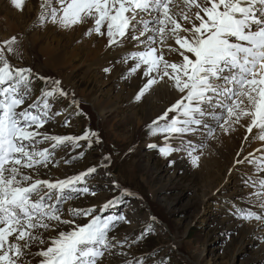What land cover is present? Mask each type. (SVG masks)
Instances as JSON below:
<instances>
[{
  "label": "snow or ice",
  "instance_id": "snow-or-ice-1",
  "mask_svg": "<svg viewBox=\"0 0 264 264\" xmlns=\"http://www.w3.org/2000/svg\"><path fill=\"white\" fill-rule=\"evenodd\" d=\"M11 3L23 10L24 0ZM39 19L41 26L50 22L63 30L86 25L84 35L105 38L108 48L126 49L121 59L134 62L128 74L142 69L145 79L137 101L161 82L169 88L174 102L150 130L151 135L165 136L164 147H159L162 156L183 150L199 167L204 141L218 139V132L229 134L233 125L246 127L249 135L255 129L254 138L264 142V0H42ZM17 43L13 36L0 45V264H105L108 257H121V264H145L149 258L164 264L155 253L127 258L123 249L144 233L138 239L117 238L119 224L129 221L122 214L105 213L119 198L108 200L99 213L95 206H72L65 217L66 202L96 195L89 181L98 168L53 178L56 150L71 145L75 151L81 141L90 149L101 140L87 129L79 136L48 131L46 126L60 115L52 111L53 103L68 99L69 93L58 79L13 66L5 53H13ZM34 78L45 84L35 99ZM74 95L70 103L78 108ZM169 113L175 115L169 119ZM68 123L65 119L63 126ZM189 135L193 139L185 141ZM172 138L180 139L181 146L173 148L168 143ZM84 155L81 151L65 162ZM107 160L99 167H106ZM244 162L253 166V175L244 178L252 189L250 207L237 215L264 224V155L249 153L236 160ZM112 188L119 185L113 181ZM121 195L131 193L123 189Z\"/></svg>",
  "mask_w": 264,
  "mask_h": 264
},
{
  "label": "rangeland",
  "instance_id": "rangeland-1",
  "mask_svg": "<svg viewBox=\"0 0 264 264\" xmlns=\"http://www.w3.org/2000/svg\"><path fill=\"white\" fill-rule=\"evenodd\" d=\"M10 4L11 0H0V45L15 36L18 41L13 46L15 51L5 53L9 62L17 67H31L37 76L58 79L68 91L69 98H63L66 101L62 99L63 111H59L60 115L51 121H58L63 131L54 135L79 136L86 129L98 133L101 143H93L89 149L87 142L81 141L82 146L75 151L69 145L56 166L65 164L66 160L81 151L85 153L83 158L67 163L74 168L69 176L97 166V173L89 181L96 195L84 196L88 201L81 207L95 206L99 213L108 200L114 197L120 199L116 207L105 213L122 214L129 221L119 224L117 238L123 239L128 235L138 239L140 233H144L137 243L130 240L131 247L123 249L129 254L127 258L155 253V259L164 264H264V256L257 253L261 240L257 237L254 241L246 240L226 223L227 216L233 214L240 218L237 213L245 209L228 196L235 180L231 182L230 179L229 185L224 181L228 177V159L231 155L220 148L212 158H208L207 146L198 153L202 155L199 167L191 164L183 150L162 156L159 147H164L165 136L150 134L152 122L159 115L145 123L138 124V121H144L147 113L159 111L168 102L161 100L160 104L148 106L143 101L130 100L122 91H114L113 79L108 73L104 74L100 69L93 72L87 70L91 62L85 51L74 58L72 68L59 66L45 69L38 59L39 48L34 49L33 45L37 36L44 35L46 42L60 45L65 49L66 57L71 59L72 53L82 44L74 42L75 35L50 22L41 26L40 0H24L21 16H7ZM18 11L15 8L11 10L13 13ZM5 17L19 26L17 33L2 30L1 19ZM38 85L41 89L45 87L42 80L34 78L32 93L35 97L40 95ZM89 91H98L104 101L111 99L114 107L99 116L95 107L85 99ZM72 93L75 94L78 108L70 103ZM173 114L169 113V119ZM65 119L69 121L67 126H63ZM164 123L160 121V124ZM183 139L191 140L193 136ZM168 143L173 148L181 146L177 138H172ZM150 144H156L157 148L149 147ZM247 150L245 148L239 156L236 154V159H243ZM59 151L56 150V153ZM104 157H108L106 167H99ZM238 177L236 175V181ZM113 181L119 185V189L113 190ZM123 189H127L131 195L122 196ZM92 203L95 205L90 206ZM152 263L150 258L145 262Z\"/></svg>",
  "mask_w": 264,
  "mask_h": 264
},
{
  "label": "bare ground",
  "instance_id": "bare-ground-1",
  "mask_svg": "<svg viewBox=\"0 0 264 264\" xmlns=\"http://www.w3.org/2000/svg\"><path fill=\"white\" fill-rule=\"evenodd\" d=\"M35 1V0H34ZM31 2V1H30ZM41 3L42 0H40L39 5V11L41 14ZM15 7L12 5V3L9 6V10L7 11V16H12L15 14L16 16H21V10L17 13L11 12L12 9ZM17 9V8H15ZM2 21V30L7 31L8 33H17L19 26H16L15 23H10L9 18L6 20V17L4 19H1ZM88 26L86 25H78L73 29L67 30L68 33L75 35V41L74 42H80L82 44L81 48L75 50V52L72 53V59L69 57H66L65 49H63L60 45H55L52 42H46V37L44 35H39L36 37L35 41L33 42L34 49L39 48V54L38 59L41 60V65L45 69H55L59 66H65V68H72L74 63V58L79 57V55L85 51L87 54V59L90 60L91 65L88 67V71L93 72L94 69H100L103 71L104 74H107L111 76L113 88L116 92H123V94H127L130 97V100L137 101L135 99V96L137 94V91L143 86L145 79L141 76L142 69L138 71L136 74H128V70L131 64H133V61H129L128 63H125L121 57L127 54L126 49H115V48H108L106 39L103 37H97L94 34L92 36H86L84 35V32L86 31V28ZM170 44L174 45V41H169ZM130 47V46H129ZM134 50H140V49H134ZM38 53V52H37ZM97 67V68H94ZM110 68V72H105V68ZM38 68V67H37ZM85 99L88 103H90L95 109L97 110V113L99 116H102L104 111L110 110L114 107V103L111 99H108L107 101H104L101 97V93H98V91H89L85 95ZM161 100H165L168 103L164 105L159 111L156 112H149L146 114L144 121L139 120L138 124L145 123L149 120H151L155 115H160L168 106L171 105V103L174 102V97L171 94L169 88L164 86L163 82L160 84L154 85L151 90H149L148 93L145 94V96L139 100L143 101L148 106H154L161 103ZM117 114L116 110V104H115V116ZM175 115V114H173ZM242 124H245V121L241 122ZM57 125V126H56ZM117 125V124H116ZM48 131H50L52 134H58L61 131H63L62 128L59 127V122L57 123L50 122L49 125L46 126ZM120 127V126H119ZM234 131L230 132L229 134L225 135L222 133H217L218 139H211L204 141L205 146L202 148H206L209 146L208 151V158H212L215 153L218 152L220 148H223L224 151H226L227 154H230L231 157L228 159V173L226 177L227 179H224L226 184L229 183V180L231 179V182H234V185L232 186V192L228 195L236 204H239L243 208H249V201L247 199L248 194L252 191L250 187H246L244 183V178L246 175H253V166L248 164L247 162L237 164L236 163V154L241 153L245 148H248L247 155L249 153H255L256 157L259 158L261 155H264V142L259 141L258 139L254 138V134L256 133V130H253V135H249L246 132V127H241L240 125H233ZM248 136V140H245L244 137ZM196 139H200L199 137H196ZM254 141L252 144L251 142ZM220 146L217 148V146ZM262 149L261 152H256V149ZM68 151L67 149H62L58 155L55 156V161L62 160L63 154H65ZM246 155V156H247ZM202 156V155H200ZM66 159V157H64ZM242 159V158H240ZM65 161V160H64ZM66 164V165H65ZM61 163L59 166L51 167L50 175L53 178H64L66 176H69L73 171L74 168L70 164L67 163ZM236 175H239L237 178L238 181H236ZM243 180V183H242ZM229 185V184H228ZM244 185V187L242 186ZM88 201L87 197H84L82 199V202L86 203ZM79 206L77 203L75 204L73 201L70 203H67L66 206ZM85 205V204H84ZM95 205V203L90 204ZM65 206V207H66ZM80 207V206H79ZM253 210L259 212L260 209L254 208ZM67 213L65 212V217H67ZM226 223L227 226L234 231L235 233L242 234V237L246 240H253L257 237L261 241V244L259 246V249L257 250V253L261 256H264V224H261L257 221H253L250 223H246L240 220L239 217H236L235 215L231 214L227 216ZM81 219V223H82ZM117 231V230H116ZM39 259V258H37ZM121 257H108L105 261V264H121Z\"/></svg>",
  "mask_w": 264,
  "mask_h": 264
}]
</instances>
